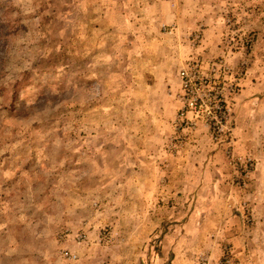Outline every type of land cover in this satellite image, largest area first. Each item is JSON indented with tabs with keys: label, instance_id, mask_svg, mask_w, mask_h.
I'll list each match as a JSON object with an SVG mask.
<instances>
[{
	"label": "rangeland",
	"instance_id": "rangeland-1",
	"mask_svg": "<svg viewBox=\"0 0 264 264\" xmlns=\"http://www.w3.org/2000/svg\"><path fill=\"white\" fill-rule=\"evenodd\" d=\"M186 66L226 134L179 121ZM233 233L264 264V0H0V264H237Z\"/></svg>",
	"mask_w": 264,
	"mask_h": 264
},
{
	"label": "built area",
	"instance_id": "built-area-1",
	"mask_svg": "<svg viewBox=\"0 0 264 264\" xmlns=\"http://www.w3.org/2000/svg\"><path fill=\"white\" fill-rule=\"evenodd\" d=\"M184 106L179 113V121L186 125L195 120H203L215 138L228 132L229 108L219 86L211 85V80L196 74L192 68L183 67L179 71ZM224 263L230 259L225 256ZM200 264H208L203 260Z\"/></svg>",
	"mask_w": 264,
	"mask_h": 264
},
{
	"label": "crops",
	"instance_id": "crops-1",
	"mask_svg": "<svg viewBox=\"0 0 264 264\" xmlns=\"http://www.w3.org/2000/svg\"><path fill=\"white\" fill-rule=\"evenodd\" d=\"M233 235H234L233 236V241H234L233 244H234V247H235L234 252H235L236 258L238 259V263L237 264H246L245 261H244V258H246V256L243 254L244 253V247H246V246H242L244 242H239L240 241V237L238 235H236V233H233ZM175 256L177 257L176 259L178 260L177 254ZM173 264H174V262H173Z\"/></svg>",
	"mask_w": 264,
	"mask_h": 264
}]
</instances>
